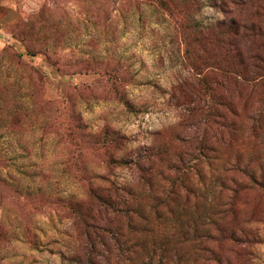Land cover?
Instances as JSON below:
<instances>
[{
    "label": "rangeland",
    "instance_id": "obj_1",
    "mask_svg": "<svg viewBox=\"0 0 264 264\" xmlns=\"http://www.w3.org/2000/svg\"><path fill=\"white\" fill-rule=\"evenodd\" d=\"M169 1L191 23L248 21L253 8ZM254 4L264 21V0ZM177 25L145 0H0V264H68L83 233L65 200L89 202L91 186L139 174L135 163L153 165L155 188L172 179L178 194L188 188L178 227L189 216L211 232L178 244V264H264V81L205 98V112H235L213 143L208 113L184 97L197 77ZM237 45L246 63L264 60L261 37ZM142 205L153 217L148 197ZM218 225L236 240L217 241Z\"/></svg>",
    "mask_w": 264,
    "mask_h": 264
},
{
    "label": "trees",
    "instance_id": "obj_2",
    "mask_svg": "<svg viewBox=\"0 0 264 264\" xmlns=\"http://www.w3.org/2000/svg\"><path fill=\"white\" fill-rule=\"evenodd\" d=\"M145 1L166 10L178 23L185 42V55L194 76L197 77L196 82L191 84L192 90L186 92L184 97L189 100L188 104L194 102L195 109L205 112L203 108L205 98L216 99L218 89L230 91L229 84L236 89L237 86L249 87L250 91L254 92L257 85L264 81L262 57L256 56L260 62L258 63V60L253 61L255 59L253 56H248L246 63L240 45H237L239 38L247 36L252 39L259 37L264 39V21L253 19L260 13V8L254 7L257 0H249L247 3L249 6L244 7L245 10L253 7L248 21L240 17H223L211 24H203L196 20L193 23L189 22L184 17V11H175L169 0ZM240 13L241 10H237L236 14ZM178 15L181 16L178 18ZM235 88L232 90L235 91ZM124 102L130 105L127 100ZM205 113H208L206 129H210L214 135L213 143H218L221 141L219 129L233 125V120L229 118L235 115V112L231 109L229 115H232L227 116L219 110L208 108ZM195 150L200 153L203 151L202 148ZM210 151H215L212 144ZM154 154L156 155L155 151ZM151 156L152 153L149 154V162ZM152 167L150 164L149 167H145L135 163L139 174L123 184L91 186L88 192L89 202L76 198L65 200L69 210L74 213L76 223L82 226L83 233L82 241L65 256L68 264H178L176 260L182 258L179 255L180 250L177 249L178 244L198 236L203 241L212 237L211 232L203 229L205 226H202L201 231L199 228L191 227L189 216L186 222H179L180 226H177L175 205L178 202L183 207L188 206L190 202L188 188L185 186L187 193L184 196L178 194L175 179H172L168 186L155 188L151 175ZM187 167L189 166L185 163L183 169ZM181 168L174 162L169 167L174 172ZM250 178L256 182L253 176ZM140 188H143L144 194L139 191ZM145 197L150 199L153 217L142 205V199ZM174 215L176 218H172ZM197 217L204 219L200 213ZM162 220L165 227L158 228L156 222ZM216 223L215 221L213 224ZM215 229L218 235L221 234L217 241L226 238L236 240L237 236L233 231H226L221 225ZM224 231L227 234H224Z\"/></svg>",
    "mask_w": 264,
    "mask_h": 264
}]
</instances>
